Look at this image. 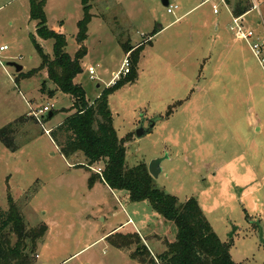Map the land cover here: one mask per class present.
Masks as SVG:
<instances>
[{
  "label": "rangeland",
  "instance_id": "obj_1",
  "mask_svg": "<svg viewBox=\"0 0 264 264\" xmlns=\"http://www.w3.org/2000/svg\"><path fill=\"white\" fill-rule=\"evenodd\" d=\"M201 2L169 0L176 9L168 14L160 0H90L86 55L75 83L93 103L112 85L107 86L125 56L131 72L130 53L122 46L144 45L137 80L108 98L117 136L133 135L126 165L148 166L161 159L154 187L180 204L195 199L221 242L230 244L236 264H264L258 240V227L264 234V64L259 61L264 46L259 58L251 50L252 44L264 42V5L243 16L242 25L253 37L238 41L228 7L215 0V15L210 4ZM44 12L49 30L61 25L65 51L73 57L79 50L81 0H46ZM35 25L29 0H0V47L6 48L0 52V130L49 109L39 122L26 118L16 135L17 151L0 143V209L8 210L11 197L27 227L47 226L35 264H140L131 258L135 245L117 250L105 240L110 234L103 237L118 227L123 235L138 232L157 262L164 242L175 241L173 223L148 202L129 201L125 192L108 191L101 182L89 188V172L76 167L85 166L82 154L65 159L46 134L72 114L65 112L70 98L41 92L44 81L47 91L54 90L45 71L22 79L7 66H21L22 74L39 68L37 46L53 58V41L39 38ZM160 28L163 32L154 36ZM50 112L55 114L49 120ZM151 122V132L137 139L136 130L148 129Z\"/></svg>",
  "mask_w": 264,
  "mask_h": 264
},
{
  "label": "trees",
  "instance_id": "obj_2",
  "mask_svg": "<svg viewBox=\"0 0 264 264\" xmlns=\"http://www.w3.org/2000/svg\"><path fill=\"white\" fill-rule=\"evenodd\" d=\"M226 1L230 4L229 0ZM89 2L90 0H81L83 17L77 22L76 34L79 50L70 57L65 51L67 43L61 28H47L44 12L46 0H29L30 20L36 24L35 30L39 38L53 41V58L48 59L37 46L41 59L40 67L19 75L22 79H28L45 71L54 90L47 91L44 81L41 92H46L52 97L58 91L70 98L72 106L65 112L72 114L52 129L49 135L65 159L82 154L85 166L76 167H83L89 172V188L96 182H101L111 191L125 192L131 202L146 201L158 216L165 222L173 223L176 228L175 241L164 242L165 251L158 254L157 262L151 258L148 248L136 233H113L105 240L117 250H125L135 245L137 248L131 253V258L140 264H236L229 253L230 244L221 242L195 199H188L180 204L176 197L154 187L146 164L140 163L131 168L126 165V145L133 139V135L128 134L124 138L117 136L108 98L122 86L133 84L137 80V63L145 46L141 45L136 49L122 46L125 54L130 53L131 72L105 88L93 103L86 101L83 88L75 83V78L82 73L81 62L86 55L84 42L92 18ZM230 7L233 15L237 17L250 10L248 0H235ZM171 113L172 108L165 114V118H169ZM26 118H18L0 130V143L11 152L20 148V145L15 143L20 127L27 119L36 121L32 116ZM99 163L102 164L101 175L91 171L92 167ZM8 201V210L0 209V264H35L37 244L45 236L47 226L41 224L33 228L27 227L21 210L13 203L11 197Z\"/></svg>",
  "mask_w": 264,
  "mask_h": 264
},
{
  "label": "built area",
  "instance_id": "obj_3",
  "mask_svg": "<svg viewBox=\"0 0 264 264\" xmlns=\"http://www.w3.org/2000/svg\"><path fill=\"white\" fill-rule=\"evenodd\" d=\"M214 1L215 0H202L201 5L210 4L211 8H212V11H213V14L217 15L218 14V7H217V5H216V3ZM219 1L222 4H224L225 6L228 7V10H229L230 14L232 15V19H233L232 23H233L235 28L231 26L230 30L232 32H234L235 39L238 40V41H241V40L248 41V40H250L253 37L252 32L246 31L244 29L243 25H242V23H243V19L242 18H243V16L245 14L242 15V16H239V17L234 16L233 13H232V9H231L230 5L227 3V1L226 0H219ZM248 2L250 4V10L249 11L257 10V11L260 12L261 4H264V0H248ZM174 9H176V6L173 7V6H171L169 4V6L167 7L166 11H167L168 14H172ZM262 46H264V42L261 43V44L260 43L252 44L251 50H252V52H253V54L255 55L256 58H259L261 56V54H262V52H261ZM5 49H6L5 47H0V52L4 51ZM259 61H260V64H264V59L263 58H261ZM129 67H130V64H129V61H128V57L125 56L124 61H123L122 65H121L120 72H118L117 74L113 75L112 82L114 83L115 79H119L118 78L119 76L127 75L129 73ZM88 74H89L90 78L93 79V77L95 75V72H94L93 68H91V67L88 68ZM48 112H49L48 107H43L42 109H39L36 112H32L31 116L33 118H35V120H37L39 122V120L42 119L44 117V115L47 114ZM49 132L50 131H46V134H49ZM93 172L101 175L102 170L99 167L97 169H93ZM37 257L38 256L36 255V258Z\"/></svg>",
  "mask_w": 264,
  "mask_h": 264
},
{
  "label": "water",
  "instance_id": "obj_4",
  "mask_svg": "<svg viewBox=\"0 0 264 264\" xmlns=\"http://www.w3.org/2000/svg\"><path fill=\"white\" fill-rule=\"evenodd\" d=\"M160 3L163 7L167 8L169 6V0H160ZM7 66L9 67H12L14 68L16 74H20L23 70V68L15 63H8ZM52 113L50 112L47 116V119H51L52 118ZM154 126V122H151V124L149 125L148 129H144V128H139L136 130L135 132V137L137 139H140L142 138L143 136L149 134L152 130ZM161 159H156V160H153L150 162V164L147 166V170H148V173L149 175L153 178H156L158 173L160 172V168H159V165L161 163ZM258 226L259 223H257ZM258 240H259V243L264 247V234H263V228L261 227H258Z\"/></svg>",
  "mask_w": 264,
  "mask_h": 264
},
{
  "label": "crops",
  "instance_id": "obj_5",
  "mask_svg": "<svg viewBox=\"0 0 264 264\" xmlns=\"http://www.w3.org/2000/svg\"><path fill=\"white\" fill-rule=\"evenodd\" d=\"M201 5V4H200ZM264 5V4H263ZM196 7H194L193 9H195ZM191 11V10H190ZM190 11H188V12H190ZM60 28H62L61 27V25L59 26ZM163 29L162 28H160L158 31H156L157 33L155 34V35H157V34H161L163 31H162ZM61 33H62V30H61ZM154 35V36H155ZM236 40V39H235ZM149 42H151L150 40H149ZM135 46V45H134ZM134 46H131V47H134ZM114 74H116V73H113V75ZM113 82H112V80L108 83V85L107 86H109L110 84H112ZM97 87H99V86H97ZM91 104V103H90ZM96 184V183H95ZM102 185H104L107 189H108V191H111L105 184H103V183H101ZM94 188V185H93V187L91 188V189H93ZM112 192V191H111ZM130 221V220H129ZM128 221V222H129ZM123 231V229H120V227H118V228H115V229H113L112 231H110L109 233H107V234H105L103 237H105V236H107V235H111V234H113V233H121ZM134 233H136V232H134ZM137 234L138 235H140L138 232H137ZM102 237V238H103ZM108 237V236H107ZM106 237V238H107Z\"/></svg>",
  "mask_w": 264,
  "mask_h": 264
}]
</instances>
